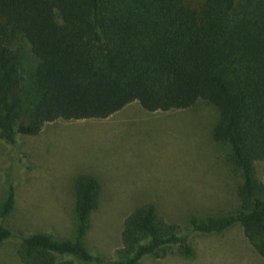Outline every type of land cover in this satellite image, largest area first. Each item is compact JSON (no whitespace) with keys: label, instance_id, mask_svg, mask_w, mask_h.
Returning a JSON list of instances; mask_svg holds the SVG:
<instances>
[{"label":"trees","instance_id":"trees-1","mask_svg":"<svg viewBox=\"0 0 264 264\" xmlns=\"http://www.w3.org/2000/svg\"><path fill=\"white\" fill-rule=\"evenodd\" d=\"M211 104L212 139L240 177L237 205L219 216L167 222L152 203L128 213L108 258L83 238L99 184H73L71 238L32 230L14 237L12 181L0 202V243L14 239L23 264H141L193 254L195 235L239 226L264 257V0H0V144L16 148L57 119H102L137 102L147 112Z\"/></svg>","mask_w":264,"mask_h":264},{"label":"rangeland","instance_id":"rangeland-1","mask_svg":"<svg viewBox=\"0 0 264 264\" xmlns=\"http://www.w3.org/2000/svg\"><path fill=\"white\" fill-rule=\"evenodd\" d=\"M216 120V109L203 100L165 112L131 102L102 119L47 122L36 135L20 136L16 148L0 144V202L8 181L16 191L4 224L14 237L39 230L71 238L73 184L82 175L99 184L83 244L104 258L120 245L124 217L142 204L152 203L165 221L179 224L189 216L228 213L237 205L240 177L228 147L212 139ZM254 173L263 178L264 162H254ZM13 240L0 243V264H23ZM191 243L188 258L174 254L141 264H264L239 226L195 235Z\"/></svg>","mask_w":264,"mask_h":264}]
</instances>
